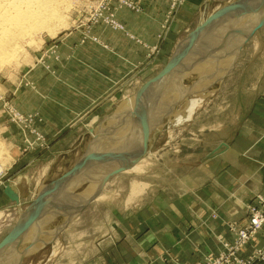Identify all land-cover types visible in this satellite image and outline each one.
<instances>
[{"label": "rangeland", "instance_id": "rangeland-1", "mask_svg": "<svg viewBox=\"0 0 264 264\" xmlns=\"http://www.w3.org/2000/svg\"><path fill=\"white\" fill-rule=\"evenodd\" d=\"M64 1L66 5H63L59 17L48 28L40 29L34 40L21 44L20 49L12 54L11 61L0 66V191L16 183L19 175L24 176L21 172L10 176L13 174L8 164L13 154L29 156L28 165L35 164L28 173L30 195L22 201L19 198L20 206L10 200L9 204L0 206V243L15 228L21 213L28 211L39 199L42 202L57 191L61 196L64 187L70 189L64 194L63 202L67 203L61 205H77L86 202L90 196L93 199L86 206L97 205L84 219L80 210L73 214L50 215L37 221L28 231L21 233L20 240L8 252L0 256L3 260L0 264L91 263L99 250L100 239L112 231L109 225L107 229H101L106 215L110 218L109 213L120 208L117 195L123 197L137 179L151 180L156 188L170 181L173 192L179 193L181 176H188L195 165V182L200 183L208 171L205 163L225 148V144L218 148L213 146L222 142H238L241 138L250 140L258 135L257 118L261 114L256 107L264 95V26L244 39V33L248 34L254 25L264 21L263 12L254 15L253 8L249 10L250 2L256 0H226L210 8H206L208 2L204 1L198 14L200 18L203 13L201 24L205 23L207 28L228 24L215 27L208 34L203 46L208 47L211 54L204 56L202 46L199 57L195 55L199 58L198 64L192 69L195 59L187 62L186 67L190 69L179 86H176L177 75L152 87L149 102L153 128L148 133L133 129L138 119L133 116L135 95L167 64L174 48L163 62L160 58L170 34L179 32L178 43L195 29L200 19L185 31L179 30L177 17L186 6V0H166L167 9L154 43L150 45L130 34L121 20L123 13H143V6L137 0ZM245 10L248 13L242 16ZM112 34L124 36L138 45L143 51V60L129 64L124 78L111 88L107 98L112 95L113 100H107L103 114L87 116L55 150L57 140L49 139L43 132L44 116L40 107L50 104L53 84L61 83L62 87V82L70 75L68 65L73 59L68 50L74 47L91 51L104 49L103 38ZM217 61L220 64L216 65ZM194 97L201 101L186 122L178 123L179 115L185 114L186 100ZM159 116L164 118L161 120ZM104 139L106 142L102 143ZM128 141L129 147L138 148L136 163L132 160L124 170L96 188L94 185L105 174L101 175L104 167L126 149L117 152ZM91 152L93 158L86 163L89 168L82 164L76 170ZM105 156L107 160L102 159ZM39 159V163L46 160L45 166L52 161L46 180L40 184L36 173L42 167L36 164ZM91 163H96L97 167L91 169ZM24 168L27 166L19 171ZM63 179L66 180L59 185L62 186L60 190L58 186L56 190L52 188ZM102 188L110 193L108 196L104 193L101 198L98 193ZM41 194L43 198H39ZM260 198L264 200V195H255L244 206V223H224L229 238L217 236L216 252L204 254L201 264H264V244L256 243L264 226L254 229L250 225L256 214L264 218V204L260 203ZM100 201L102 204L98 205ZM78 218L82 220L80 225H76ZM210 218L216 220L218 216L213 212ZM242 232L247 234L249 242L238 246ZM235 247L239 249L233 250Z\"/></svg>", "mask_w": 264, "mask_h": 264}, {"label": "crops", "instance_id": "crops-1", "mask_svg": "<svg viewBox=\"0 0 264 264\" xmlns=\"http://www.w3.org/2000/svg\"><path fill=\"white\" fill-rule=\"evenodd\" d=\"M137 1L143 6V13H123L121 20L130 34L151 45L167 3L166 0ZM204 1L186 0V6L177 17L179 30L185 31L193 22L197 24ZM225 1L208 0L206 8ZM178 33H171L163 45L160 62L172 52ZM103 43L105 50L96 48L98 50L91 51L84 47L68 50L73 59L68 65L70 75L64 79L62 87L61 83L53 84L50 104L40 107L44 116L43 132L49 139L57 140L55 150L87 116L103 114L107 100L112 99V95L107 98L111 88L124 78L129 64L143 60L142 49L124 36L112 34L103 38ZM258 101L260 104L256 109L261 114L257 118L258 135L250 140L241 138L238 142H222L213 146L218 148L225 144L218 156L205 163L208 171L200 183L195 182L194 165L188 176L179 178L182 188L179 193L173 192L170 181L156 188L151 180L137 179L123 197L118 194L120 208L111 211L110 218L106 215L101 227L107 229L109 225L112 231L100 239L99 250L89 264H201L204 254L215 253L218 248L216 237L229 238L224 223H244V206L255 195H264V95ZM29 159V156L13 154L8 164L13 174L10 176L18 172L24 174L9 186L20 201L30 195L28 173L35 164L28 165ZM41 159L36 163L42 166L36 172L39 184L46 180L52 164L50 161L45 166L46 160L39 163ZM24 166L27 168L19 171ZM4 189L0 191V206L10 203ZM66 191L61 192L66 194ZM104 193L108 196L110 192L102 188L98 197L102 198ZM40 196L43 198V194ZM89 205L81 210V218L91 213L97 204ZM213 212L218 216L216 220L210 218ZM80 221L78 218L76 225H80ZM256 243L264 244V230Z\"/></svg>", "mask_w": 264, "mask_h": 264}, {"label": "water", "instance_id": "water-1", "mask_svg": "<svg viewBox=\"0 0 264 264\" xmlns=\"http://www.w3.org/2000/svg\"><path fill=\"white\" fill-rule=\"evenodd\" d=\"M206 2H208V0H206ZM253 9H256L254 10V12L256 13L263 12L264 14V6L255 7ZM243 13L244 14L242 15H245L248 13V11L245 10ZM199 19V24L195 27V29L175 45L174 50L163 70L156 77L149 80L135 95L133 116L138 117V119L136 123L133 124V126L135 127L133 129H136L137 132L148 133L152 131L153 113L151 110V101L149 102V100H151V98L149 99V94L151 92L152 87L157 84H160L162 81L165 82L169 80L172 76L177 75L179 79L176 82V86H179V84H181L183 78L186 76L190 69L186 67L187 62L190 61L191 58H193V60L195 59V61H193V65L191 66L192 69L195 68V65L198 64L199 58H197L195 55L199 57V53L204 42L205 25L203 23L201 24L203 20V13L200 14ZM262 26H264V21L260 22L255 28H253V30L248 32V34L244 33V39L248 38V36L253 34ZM241 44H239V48L241 47ZM132 144H135V142ZM138 156L139 154H137V150L136 148H134V146H128V148H126L123 152H120L119 154L115 155L114 158L107 163L110 168L98 181V183L96 184V188H98L99 185H102L115 173L124 170L125 165L128 164L130 161L133 160L134 163H136L135 160L138 158ZM92 158L93 153L90 154L87 158H84L81 164L77 166L76 170L79 169L80 165L90 162ZM66 179L60 180L52 188L56 190V187L63 184L64 180ZM93 191L95 192L96 189ZM4 195L11 202H14L17 206H20V201L17 197V194L13 191L11 187L7 186L5 188ZM92 199L93 196H90L86 202L67 207L58 204H51L46 207L40 208L31 207L25 213L20 214L19 221L15 228L5 239L2 240V242L0 243V252L12 245V243H14L19 238L21 233L28 231L37 221L43 219L45 216L59 215L60 213L73 214L82 210L86 206V204Z\"/></svg>", "mask_w": 264, "mask_h": 264}, {"label": "bare ground", "instance_id": "bare-ground-1", "mask_svg": "<svg viewBox=\"0 0 264 264\" xmlns=\"http://www.w3.org/2000/svg\"><path fill=\"white\" fill-rule=\"evenodd\" d=\"M262 3H264V0H256V2L251 1L250 2L251 5L249 7V10L251 11V9L255 8V7H263L264 4H262ZM64 4H65L64 0H0V66L3 64H7L11 61L10 59L13 56L12 54L15 51L20 49L21 44L28 43L32 39L34 40V37L39 35L40 29L42 30V29L48 28L50 26V24L59 17L61 9L64 8L63 7ZM254 10H256V9H253V13L255 15L256 12H254ZM242 16L240 15V17H242ZM253 16H252V18H256V16L255 17H253ZM239 21H240V19H239ZM250 23H252V22H250ZM203 24H205V23H203ZM227 24H228V22L223 24L222 26L221 25L220 26H213V28L212 27H210V28L205 27L204 42L208 40V34L210 32H212L213 29H215V27H223V26H227ZM255 27H256V25H254L253 28H255ZM204 42H203V45H204ZM207 48L208 47L203 46V49H205V52L202 51L204 56L206 53L211 54V52ZM218 64H220V61L216 62V65H218ZM174 96L175 95H173V97ZM186 101H187V105L183 103L184 105H186L185 106L186 110L185 111L183 110L185 112V114H183L182 117H181V114L179 115V117H178L179 120L176 119V120H178V123H184V122H186L187 119H189V117L193 113L194 108L201 101V99H197L196 97H194V98H192L190 100H186ZM180 103H181V101H180ZM168 106H170V105H168ZM129 107H130V105H129ZM122 109H124V108H122ZM165 110H166V108H165ZM161 114H162V112H161ZM160 116H159V118L161 119ZM106 139H104V141L102 143H105ZM134 142L135 141L132 140V143H134ZM127 146H130L129 141L125 145L120 147V150L117 152L122 151V149L127 148ZM105 147H107V146H105ZM136 147H138V145ZM136 149H138V148H136ZM102 159L107 160V157L106 156H105V158L102 157ZM101 163H102V161H101ZM104 163H106V161H104ZM130 163H131V161L128 164H126L125 166L129 165ZM91 164H92L91 169L97 167L96 163H91ZM86 165L87 164H85V167L89 168V165H87V166ZM109 168H110V166L106 165L104 167V170L102 171L101 175L103 173H106L109 170ZM94 186L96 187V185H94ZM58 187L60 189L62 186H58ZM64 189H66L67 190L66 192H68L70 188L67 186V187H64ZM61 194H60L61 196H59V194H57V192H56L55 195H53L49 198L42 199V202H41V199H39V201L37 203H35L32 206V208L46 207V206L51 205L53 203H55V204L57 203L58 205L67 203V202H63L64 198H65L64 193H61ZM17 197L19 199L18 195H17ZM45 218H47V216H45ZM39 235H41V234H39ZM32 237H33V235H32ZM18 240H20V238H18L14 243H12V245H10L8 247V249L6 248L3 251H1L0 256L4 253L8 252L7 250H9L11 247H13V245L16 244L18 242ZM27 242H29V241H27ZM4 258L5 257H3V259ZM4 260L6 261V259H4ZM0 261H3V260H0ZM5 261H4V263H5Z\"/></svg>", "mask_w": 264, "mask_h": 264}, {"label": "built area", "instance_id": "built-area-1", "mask_svg": "<svg viewBox=\"0 0 264 264\" xmlns=\"http://www.w3.org/2000/svg\"><path fill=\"white\" fill-rule=\"evenodd\" d=\"M260 203L264 204V200L260 198ZM251 227L254 229H259L262 226H264V218L261 217L260 215L256 214V216L254 217V219L252 220V222L250 223ZM248 236L246 233L242 232L239 234V240L237 241V245L238 246H242L246 243H248ZM239 248L235 247L233 248V250H238Z\"/></svg>", "mask_w": 264, "mask_h": 264}]
</instances>
